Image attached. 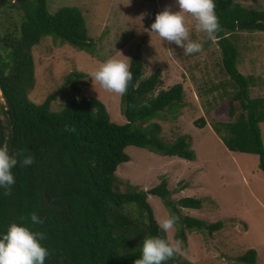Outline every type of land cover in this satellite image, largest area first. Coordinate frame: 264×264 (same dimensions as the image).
<instances>
[{
	"label": "trees",
	"instance_id": "trees-1",
	"mask_svg": "<svg viewBox=\"0 0 264 264\" xmlns=\"http://www.w3.org/2000/svg\"><path fill=\"white\" fill-rule=\"evenodd\" d=\"M49 1L8 0L5 11L0 12V79L7 105V111L0 105V117L7 119V124L2 123L1 145L8 147L18 160L22 153L35 157L32 166L18 165L13 169L16 184L12 194L0 193V234L13 222L44 233L46 239L42 243L50 252L46 264H135L141 258L146 237L169 238L158 226L149 196L162 199L170 217L178 218L176 238L181 241L183 252L188 251L187 231L210 236L220 232L223 222L207 224L185 217L182 209L200 210L203 201L184 198L173 202L166 180L147 192L130 185H126V191L121 189L117 172L131 161L128 148L147 149L189 162L197 160L188 140L166 146L159 138L161 125L138 128L160 113L181 106L185 97L181 84L155 96L163 84L162 70L142 80L144 60L139 51L134 53L129 68L133 79L122 95L126 125L112 123L105 105L92 97L80 98L60 113H53L51 106L64 87L42 105L30 100L36 86L33 50L45 38L61 40L92 56L96 53L84 14L71 7L52 14ZM243 1L215 0L221 31L214 41L233 89L228 92L224 83L215 87L218 92L224 90L226 99L215 108L214 128L230 152L259 157V169L264 174V98L250 96V82L237 67L239 54L233 42L239 32L264 33V11L246 8ZM15 11H22L19 22ZM73 77L77 74L67 80ZM195 125L203 129L207 122L202 118ZM66 127L75 132L65 131ZM47 201L62 206V211L57 213ZM33 212L40 216L41 224L24 220ZM237 262L258 264V252L250 249ZM167 264L193 263L176 253Z\"/></svg>",
	"mask_w": 264,
	"mask_h": 264
},
{
	"label": "rangeland",
	"instance_id": "rangeland-1",
	"mask_svg": "<svg viewBox=\"0 0 264 264\" xmlns=\"http://www.w3.org/2000/svg\"><path fill=\"white\" fill-rule=\"evenodd\" d=\"M7 1L0 0V12L5 11ZM21 1L13 0V3ZM242 3L246 8L264 11V0ZM66 7L78 8L84 14L96 53L92 56L61 40L45 38L33 50L36 86L30 100L42 105L64 87L65 91L51 106L53 113H60L80 98L92 97L105 105L112 123L126 125L122 95L104 90L91 80L90 74L109 58L122 59V54L130 59V68L134 53L139 51L144 60L142 80L162 70L163 84L155 96L181 84L185 97L181 106L160 113L138 128L146 130L155 124L161 125L159 138L166 146L180 139L188 140L197 160L189 162L147 149L128 148L131 161L117 172L122 191L130 185L147 192L166 180L173 192V202L184 198L203 201L202 209H182V214L207 224L223 222L224 228L214 236L187 231L188 251L183 252L180 247L178 253L191 263L239 264L237 259L254 249L258 252V264H264V174L259 169V157L230 152L214 128L215 108L226 99L224 90L218 92L215 87L224 83L228 92L233 89L224 72L217 43L196 30V21L189 14L185 18L190 38L203 45L202 53L185 55L174 43L152 33L151 25L157 14L169 7L173 12L180 11L176 0H50L48 5L52 14ZM21 15L22 11H15L17 22ZM233 42L239 54L237 67L250 82V96L264 98V33L239 32ZM74 73L77 77L67 80ZM0 105L7 111L1 92ZM202 118L207 126L200 129L195 123ZM1 119L7 124L4 115ZM261 129L264 139V123ZM148 201L158 222L170 218L162 199L149 196ZM177 230L175 226L167 233L173 241H177Z\"/></svg>",
	"mask_w": 264,
	"mask_h": 264
},
{
	"label": "clouds",
	"instance_id": "clouds-1",
	"mask_svg": "<svg viewBox=\"0 0 264 264\" xmlns=\"http://www.w3.org/2000/svg\"><path fill=\"white\" fill-rule=\"evenodd\" d=\"M176 4L180 11L173 12L169 7L156 15L155 22L151 25L152 33L164 41L174 43L185 55L202 53L203 45L190 38L185 14L194 18L197 31L205 33L208 39L215 40L221 31L215 0H176ZM122 56V59L112 57L104 61L90 74L91 80L98 82L108 92L125 95L133 73L129 70L130 59L123 54ZM65 131L75 132V129L66 127ZM34 163L35 157L32 154L22 153L18 160L14 153L10 154L8 147L0 145V193L5 196L12 194L16 184L13 169L18 165L30 167ZM29 219L32 225L42 223L35 212L24 218ZM177 220L173 215L159 221L158 226L162 232L169 233L176 226ZM45 239L44 233L33 231L25 223H11L6 232L0 234V264H46L50 252L42 243ZM180 247L181 241L178 240L173 241L159 235L146 237L141 258L136 259L135 264H167L180 251Z\"/></svg>",
	"mask_w": 264,
	"mask_h": 264
},
{
	"label": "water",
	"instance_id": "water-1",
	"mask_svg": "<svg viewBox=\"0 0 264 264\" xmlns=\"http://www.w3.org/2000/svg\"><path fill=\"white\" fill-rule=\"evenodd\" d=\"M0 92H1L2 96L6 98L4 89H3L2 84H1V79H0ZM2 142H3V130H2V119L0 117V145L2 144ZM13 146L14 145H12V147H11V151H13ZM47 205L48 206L50 205V203L48 201H47Z\"/></svg>",
	"mask_w": 264,
	"mask_h": 264
},
{
	"label": "flooded vegetation",
	"instance_id": "flooded-vegetation-1",
	"mask_svg": "<svg viewBox=\"0 0 264 264\" xmlns=\"http://www.w3.org/2000/svg\"><path fill=\"white\" fill-rule=\"evenodd\" d=\"M50 205L49 206H53V208H55L56 212L58 213L59 211H62V206H58V205H54V202H49Z\"/></svg>",
	"mask_w": 264,
	"mask_h": 264
},
{
	"label": "crops",
	"instance_id": "crops-1",
	"mask_svg": "<svg viewBox=\"0 0 264 264\" xmlns=\"http://www.w3.org/2000/svg\"><path fill=\"white\" fill-rule=\"evenodd\" d=\"M244 2V1H243ZM243 4V3H242Z\"/></svg>",
	"mask_w": 264,
	"mask_h": 264
}]
</instances>
